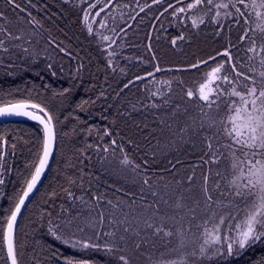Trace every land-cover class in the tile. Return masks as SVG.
Listing matches in <instances>:
<instances>
[{
  "label": "trees",
  "instance_id": "1",
  "mask_svg": "<svg viewBox=\"0 0 264 264\" xmlns=\"http://www.w3.org/2000/svg\"><path fill=\"white\" fill-rule=\"evenodd\" d=\"M191 2L163 0L152 20L136 17L135 22L126 23L122 28L132 36L119 46L120 57L114 59L105 56L101 41L88 33L82 13L67 4L15 0L19 5L15 7L0 0V9L12 19L10 26L37 37L39 53L46 48L52 52L50 62L39 63L29 60L11 40L0 61V106L23 99L41 102L55 117L57 136L49 173L17 226L19 264H63V257L73 255L91 260L90 264H122L102 254L70 251L54 241L44 225L76 215L80 199L95 204L109 195H144L164 215V209L177 202L183 184L200 185L196 170L207 167L210 150L197 131L204 104L195 89L210 67L191 65L226 48L239 61L241 52L234 34L215 36L206 23L194 27L190 21L180 22L182 13L175 10ZM223 59L216 56V62ZM209 65L215 63L209 60ZM157 66L161 71H156ZM157 86L159 93L155 94ZM189 90L194 92L192 98L187 95ZM0 136L6 141H0V224L6 225L38 162L43 132L36 124L13 122L0 125ZM125 156L133 171L121 165ZM190 175L194 176L191 182ZM257 249L226 264H253L264 257V245ZM0 264H7L2 241Z\"/></svg>",
  "mask_w": 264,
  "mask_h": 264
},
{
  "label": "snow or ice",
  "instance_id": "2",
  "mask_svg": "<svg viewBox=\"0 0 264 264\" xmlns=\"http://www.w3.org/2000/svg\"><path fill=\"white\" fill-rule=\"evenodd\" d=\"M7 2L15 7H19V5L15 4V0H7ZM110 2L111 0H106L104 7H107ZM153 2L160 3L161 0H153ZM205 2L207 5L217 9L213 17V23L221 15L219 9L232 8L235 9L237 16L236 23L239 24V18L245 17V12L240 7H237V4L243 5L245 10L251 7L255 12L256 19L261 22L257 27L261 33H264V0H228L227 3L221 2L215 4L214 0H193V2L187 4V8L180 7L175 12L183 13L187 10L197 9L204 5ZM89 7L95 8L96 5L90 4ZM145 7H148V5H145ZM169 7L171 8L172 5L169 4ZM103 10L101 8L100 11L96 12V16H99ZM211 10L210 7L208 11ZM21 11H24V9H21ZM140 11H144V8L141 7ZM175 12L173 13L174 15ZM224 15L230 17L233 13L231 11H225ZM248 15L250 16L251 12ZM0 17H3V13H0ZM88 19L89 12L85 11V22ZM32 22V20L29 21V23ZM203 22V18H200L199 23ZM244 23L249 24L250 20L245 17ZM100 26L101 28L105 27L103 20L100 21ZM193 26H197L196 19H193ZM88 31L92 33L93 29L91 25L88 26ZM248 31V29H245L244 34L239 37V40L245 41L247 39L250 41V47L247 48V51L254 55L249 56L248 59L251 61L258 58L259 64L264 68V42H261L259 49H257L256 39L255 37H249ZM0 33H5L10 40L21 39L20 36H14L11 32H5L2 26H0ZM102 39L107 41L109 37L102 36ZM175 43L176 41L173 40V44ZM4 44V39H0V47ZM3 50L5 52L8 51L7 48H3ZM60 51L65 52V49L60 48ZM216 56H221L225 59L216 62ZM216 56H210L208 60L198 61L196 64L191 65V68L199 69L201 64L210 67V70L205 74L206 81L200 85L199 89V99L205 101L209 107L216 102L210 99V95L217 92L219 88L217 82L231 85L230 90L225 89L224 93L220 94L238 98V100H233L227 105V118L221 121L224 126V134L231 141V143L223 146L228 150L230 158L231 179L227 180L229 191L224 192L221 189L219 180L215 182L214 189L210 190L208 187L210 176L208 174L203 176L201 192L205 202L204 212L207 215L205 219L195 224V227L199 230L198 235L192 232V221L197 219L196 208L200 206L201 202L199 199L193 197L189 198L193 199L194 207H187L182 202L183 197L175 204L176 209L185 208L187 210L186 215H189V220L186 227H176L175 231H173L171 228L165 230L162 226L166 220L176 221V223L180 224L184 221V216H179V219H177V216L161 218L160 226L154 225V222H149L148 220L144 221L147 228L154 230V235L162 233L164 238L173 236L177 238L176 247L171 248L170 251L180 252L181 255L177 259L162 261L161 264H190L188 257H193L197 260L202 258L203 260H207L209 264H214L218 260L227 261L233 256L239 257L257 243L264 242V70L258 73L260 79L257 80L237 68L239 61L234 59L228 48L224 49L223 52H217ZM209 60L215 63L214 67L209 65ZM229 66L231 72L228 71ZM48 67L51 68L52 66L48 65ZM156 71H161V69L157 66ZM249 71L255 73L256 69L251 67ZM148 75L151 76L153 74L150 72ZM237 78H242V80ZM137 79H142V77H137ZM213 85L216 87H213ZM237 85H240L243 91L239 90ZM125 87H128V85H125ZM67 91L68 89L64 90V92ZM187 95L189 98H192L194 92L189 90ZM9 116L26 117L38 121L42 125L43 130L42 148L38 153V162L33 165L34 171L30 179L26 181V187L23 189L22 195L19 196L14 209L11 210V214L7 217L6 225L0 224V241L6 247L7 264H19V253L15 242L14 228L22 207L25 206L27 198L36 188L37 183L40 181L49 163V157L53 153L55 117L47 109L46 105H43L41 102H32L30 99L8 102L0 106V117ZM0 141L6 143L2 136H0ZM113 144H115V141H113ZM208 147L211 150L213 146L209 144ZM105 151H107V148H105ZM212 157L211 163H216L219 159L216 152H212ZM0 159H3V153H0ZM121 163L128 165L131 161L125 156ZM205 163H208V161H205ZM136 167L139 166L137 165ZM215 175L222 176V173L217 172ZM193 180L194 176H188L189 182ZM0 183H3V181H0ZM144 183L148 184L149 181L146 179ZM188 191H191V189ZM212 191H220L221 196L231 195L232 199L226 205L223 200L218 198L214 199ZM68 195L69 197L73 196L71 192H68ZM155 195L157 193L153 192V196ZM96 199L100 198L97 197ZM164 202L167 203V201ZM108 203L111 204V201ZM213 205H216L217 209L232 207L235 211H217L213 209ZM241 205H243V208H241ZM241 212H243V215H241ZM104 219V214L100 213L99 223L101 225H103ZM112 222L111 220L109 221V223ZM118 223L123 224L125 221H119ZM88 226L95 227V224H89ZM63 228L66 230V233L60 231L61 225L50 226L49 233L54 240L63 244L65 247L78 251H86L88 249L99 251L103 249L109 254L114 250V245H101L97 242L101 235L112 237L115 236L114 232H96V241H94L92 237H77L76 233H83L85 228L80 224H74L72 219L65 221ZM123 231L128 232L129 228L124 227ZM189 233L191 234V239L189 238ZM120 239L123 240L124 237L121 236ZM166 243L170 244L171 240L166 241ZM190 245L193 246L192 250L186 251ZM136 247L139 248L140 245L137 244ZM53 255L59 258L57 253L54 252ZM119 260L122 264H130L129 259L124 255H120ZM63 264H90V261L76 259L73 256H65L63 257ZM253 264H264V257L254 260Z\"/></svg>",
  "mask_w": 264,
  "mask_h": 264
},
{
  "label": "rangeland",
  "instance_id": "3",
  "mask_svg": "<svg viewBox=\"0 0 264 264\" xmlns=\"http://www.w3.org/2000/svg\"><path fill=\"white\" fill-rule=\"evenodd\" d=\"M60 2H63L70 6L72 9H76L79 12L82 13V20L85 25V28L88 30V26L91 25L93 31L92 33H88L90 35L97 36L99 42L101 41L99 47L103 54L105 56H112L111 58H117L120 57L119 53V46L123 45L124 40L128 37L130 38L132 34L126 33L125 29L122 28L126 23H132L137 20L136 17L140 18L141 20L143 18L148 17L149 20H152V16L154 15L156 8L163 0H161L160 3H154L153 0H111L110 3H108L107 7H104V4L106 0H59ZM227 3L228 0H214L215 3ZM94 4L96 5L95 8H90L89 5ZM145 5H148V7H145ZM141 7L144 8V11H140ZM211 7V11H208V9ZM237 7H240L242 11L245 12V17H247L250 20L249 24L244 23L245 17H240V23H236L237 16L235 14V9H219L221 15L216 18V22L213 23V17L216 14L217 9L213 6L207 5L206 2L204 5L198 7L197 9L193 10H187L183 12L179 18L180 22H188L190 21L193 23V19L197 20V25L206 23L209 25L212 30L215 33V36L220 35L221 33L227 35V34H234L236 35L238 45H240V48L238 51L241 53L239 54V63L237 64V68L244 72L246 75L250 77H254L255 79L259 80L260 77L258 73L261 70H264V68L261 67L259 64L258 58L249 60V56H253V53H249L247 51V48L250 47V41H240L239 37L244 34V30L248 29V36L249 37H255L257 42V49H259V45L261 42H264V33H261L260 29L257 27L258 24L261 22L256 19L255 12L249 7L247 10L244 9V6L241 4H237ZM103 8L104 10L100 12L99 16H96V12L100 11V9ZM187 8V7H186ZM85 11L89 12V19L87 22L84 20ZM225 11H231L233 13L232 16H225ZM251 12V15L249 16L248 13ZM0 13H3V17H0V26H2L5 29V32H11L12 28L14 29L13 33L15 36H20L21 39L14 40L15 44L19 45V49L23 48L21 50L22 54H26L27 58L29 60H36L39 61V63L42 62H50L52 60V52H50L49 48L41 49L40 53L37 51V42L38 38H34V35L30 32L23 31L19 27H12L10 25H13L10 23L11 17H8L4 14L3 10L0 9ZM142 15V16H141ZM141 16V17H140ZM203 18V23H199V19ZM12 20V19H11ZM103 20L105 27L101 28L100 21ZM146 20V19H144ZM140 23V22H139ZM141 24V23H140ZM18 26V25H17ZM12 33V34H13ZM102 36H108L109 40L105 41L102 39ZM95 38V37H93ZM0 39H4L5 44L0 47V61L3 62L5 59V51L3 48H6L7 43H11V40L8 39V37L5 35V33H0ZM96 40V39H95ZM236 40V39H235ZM235 43V47H236ZM27 49V51H24ZM24 51V52H23ZM101 52V53H102ZM235 53H238L235 51ZM127 59L129 57L126 56ZM40 67V66H39ZM251 67H254L256 69V72L253 73L249 71ZM228 71L231 72L230 66L228 67ZM233 76H235L234 73H232ZM241 79L242 78H237ZM206 81V75L204 76L203 81L201 84L205 83ZM248 83V82H245ZM195 89V95L199 98V89L200 85ZM219 84V88L217 92H214L210 95L211 100H215L216 102L211 105V107L208 106V104L205 101L200 100L204 107H201V112L198 116V119L200 121V126L198 131L199 138L203 141H206L209 144H211L213 147L210 150V154H207L208 163L207 167L200 168V170H196L197 176L196 178L199 181V184H183L182 187L179 188V197L178 200H180L183 197V203L187 205V207H194L193 199H190L189 197H193L195 199L200 200V206L196 208V217L197 219L195 221H192V232L199 233V230L195 227V224L199 221H202L206 218V213L204 212V197L201 192V187L203 185V176L205 174H208L210 176L208 187L210 190H213L215 187V182L219 180L221 189L224 192H228L229 189L227 187V180L231 179V169H230V158L228 154V150L224 148L223 146L225 144L231 143V141L226 137L224 134V126L221 123L222 120H226L227 114H228V107L227 105L231 103L233 100H238L237 97H229L226 94H220L224 93L225 89L230 90L231 85L223 84L221 82H217ZM213 87H216L213 85ZM237 88L239 90L243 89L240 87V85H237ZM155 94L159 93L158 86L153 90ZM203 109V110H202ZM206 124V125H205ZM211 124V126H209ZM201 125H203L201 127ZM26 142V141H25ZM25 142H22L23 144ZM212 152H216V154L219 156V159L216 163H211ZM30 150L28 149L26 152H24V155L27 157L29 156ZM222 154V155H221ZM25 157V158H26ZM121 163V162H120ZM121 165H124L121 163ZM129 168L130 171H133L131 166L124 165ZM217 172L222 173V176L215 175ZM132 173V172H130ZM202 180V182H201ZM143 188L146 189V186H143ZM191 189V191H188ZM143 190V189H142ZM171 188H169L168 194L170 193ZM143 192H147V190H143ZM143 194V193H142ZM214 199L218 198L223 200L224 204H229V201L232 199L231 195L229 196H221L220 191H212ZM130 195V193H129ZM106 199H100V201H97L95 204H91L89 200L87 199H80L77 203H79V211L76 215L70 216L68 218H63L62 220L55 221H49L47 222L45 226V230L49 229L48 227L52 225H61V232H65L66 230L63 228V223L69 219H72L74 224H80L82 227L85 228V231L83 233H76L77 237H92L94 241H96V232H114L115 236L109 237V236H103L101 235L98 243L101 245L103 244H110L114 245V250L112 253H107L103 249L96 251L93 249H88L86 251H78L73 250L71 248L65 247L63 244L59 243L58 241L54 240L51 234L49 233V230H46L47 234L58 244L65 247L66 249L82 253V252H93L97 254H102L106 256L107 258L116 259L119 262V256L124 255L129 259L130 264H161L162 261L171 260V259H177L181 253L180 252H171L170 249L176 247L177 244V238L175 236L170 238H164L163 234L154 235V230L149 229L145 226L144 221L148 220L149 222H154V225L160 226L161 225V218H165L168 216H177V219H179V216H184L185 219L182 223L178 224L176 221H165L163 223V227L165 230L172 229L175 231L176 227H186L189 215H186V209H176L175 204L166 207L164 209V215H160L157 211V207L155 206L153 208L152 205H150L148 202H146V199L143 196H138L137 198L134 197H114L112 195H109ZM136 200V201H135ZM138 200H140L138 202ZM177 200V201H178ZM111 201V204L108 202ZM157 203V201L155 200ZM115 205V207H113ZM214 210L217 211H235L234 208L228 207L224 209H217L216 205L212 206ZM241 208H243V205H241ZM150 210H152L150 212ZM100 213L104 214V223L101 225L99 223V216ZM241 215H243V212H241ZM81 218V219H80ZM113 221L112 223H109V221ZM119 221H125V223L121 224L118 223ZM53 222V223H52ZM51 223V224H50ZM95 224V227H89V224ZM124 227H128L129 231L124 232ZM138 233V234H137ZM189 238L191 239V234L189 233ZM123 236L124 239L121 240L120 237ZM171 240V243L168 244L166 241ZM139 244L140 247L137 248L136 245ZM264 245V242L257 243L254 247L250 248L257 249ZM1 246V241H0ZM193 246H189L186 251H191ZM248 251V250H247ZM240 257V256H239ZM239 257L233 256L232 258L228 259L227 261L218 260L215 261L214 264H226L231 261L237 260ZM190 264H209L207 260H203L202 258L200 260H197L193 257H188ZM122 263V262H121Z\"/></svg>",
  "mask_w": 264,
  "mask_h": 264
},
{
  "label": "water",
  "instance_id": "4",
  "mask_svg": "<svg viewBox=\"0 0 264 264\" xmlns=\"http://www.w3.org/2000/svg\"><path fill=\"white\" fill-rule=\"evenodd\" d=\"M13 122H26V123H32V124H36L38 125L41 130H42V125L38 122V121H35V120H31V119H28L26 117H17V116H9V117H0V125L2 124H7V123H13ZM43 132V130H42ZM54 132H55V140H54V143H53V153L52 155L49 157V163L48 165L46 166L45 168V171L44 173L42 174L41 176V179L40 181L37 183V186L36 188L33 190V192L29 195V197L27 198L26 202H25V206L22 207L21 209V213L18 215L17 217V223L15 225V228H14V236H15V233H16V230H17V226L19 224V221L24 213V211L26 210L28 204L30 203V201L32 200V198L35 196L36 192L39 190V188L41 187L42 183L44 182L46 176L48 175L49 173V170L51 168V165L53 163V160H54V157H55V153H56V148H57V136H56V130H55V126H54ZM5 248V252H6V247ZM6 256H7V252H6Z\"/></svg>",
  "mask_w": 264,
  "mask_h": 264
},
{
  "label": "bare ground",
  "instance_id": "5",
  "mask_svg": "<svg viewBox=\"0 0 264 264\" xmlns=\"http://www.w3.org/2000/svg\"><path fill=\"white\" fill-rule=\"evenodd\" d=\"M37 192H38V191H37ZM37 192H36V193H37ZM33 198H34V197H33ZM33 198H32V200H33ZM32 200L30 201V203L32 202ZM30 203H29V204H30ZM27 207H28V206H27ZM23 214H24V213H23ZM80 219H81V218H80ZM48 223H49V222H48ZM52 223H53V222H52ZM50 224H51V223H50ZM52 226H53V225H52ZM48 228H49V227H48ZM46 230H49V229H46ZM71 254H72V253H71ZM87 254H88V253H87ZM72 255H73V254H72ZM73 256H74V255H73ZM76 256H77V255H76ZM79 256H80V255H79ZM79 256H78V257H79ZM84 259H85V258H84ZM1 260H2V259H1ZM237 260H238V259H237ZM237 260H236V261H237ZM90 261H91V260H90ZM234 261H235V260H234Z\"/></svg>",
  "mask_w": 264,
  "mask_h": 264
},
{
  "label": "flooded vegetation",
  "instance_id": "6",
  "mask_svg": "<svg viewBox=\"0 0 264 264\" xmlns=\"http://www.w3.org/2000/svg\"><path fill=\"white\" fill-rule=\"evenodd\" d=\"M262 249V248H261ZM252 250H255V249H252ZM256 250H259V249H256ZM248 251H251L250 249ZM248 251H246L245 253H247Z\"/></svg>",
  "mask_w": 264,
  "mask_h": 264
}]
</instances>
